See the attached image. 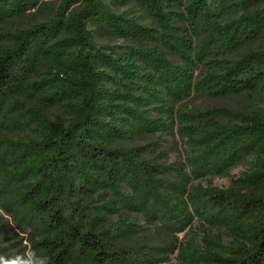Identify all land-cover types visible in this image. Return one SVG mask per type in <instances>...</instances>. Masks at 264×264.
<instances>
[{
  "label": "trees",
  "instance_id": "trees-1",
  "mask_svg": "<svg viewBox=\"0 0 264 264\" xmlns=\"http://www.w3.org/2000/svg\"><path fill=\"white\" fill-rule=\"evenodd\" d=\"M133 1L156 27L107 0H0V255L264 264V112L227 125L224 108L184 103L264 89V0ZM232 7L245 11L224 20ZM94 31L133 43L96 45ZM176 126L184 160L147 140Z\"/></svg>",
  "mask_w": 264,
  "mask_h": 264
},
{
  "label": "rangeland",
  "instance_id": "rangeland-1",
  "mask_svg": "<svg viewBox=\"0 0 264 264\" xmlns=\"http://www.w3.org/2000/svg\"><path fill=\"white\" fill-rule=\"evenodd\" d=\"M209 2L212 10H215L216 4L212 3L211 0ZM107 3L109 4L110 9L116 13L123 14L129 18H134L139 23L145 25L155 27L157 26L153 19L147 14L145 9L133 0H122L121 2L107 0ZM244 11L245 10L242 7H232L225 12L223 19L228 20L235 18ZM45 18V10H41L28 15L22 20L10 22L4 27V30L7 32L17 31L30 26L31 23L41 21ZM93 36L96 45L106 46L133 43L132 41L124 40L108 33H99L94 31ZM184 103L187 105V107H195L199 109L224 108L225 111L218 113L217 118L224 124L232 125L238 121L237 113L253 114L264 112V89L256 92H246L244 94L238 95L231 94L219 97L209 95H193ZM49 111L53 113H63V109L59 106L50 108ZM147 140L157 143V153L163 154L168 159L184 160L190 150V145L188 144L186 137L179 132L177 126L175 128V134L171 137L166 138V136L162 137L160 135H155L149 137ZM254 160L255 156L250 155L236 167L231 169L228 174L209 178L212 180L213 184L217 186H229L232 183L233 178L251 169ZM181 236H183V234H181ZM0 256H4L6 258H15L17 257V252L14 248H8L3 251Z\"/></svg>",
  "mask_w": 264,
  "mask_h": 264
},
{
  "label": "clouds",
  "instance_id": "clouds-1",
  "mask_svg": "<svg viewBox=\"0 0 264 264\" xmlns=\"http://www.w3.org/2000/svg\"><path fill=\"white\" fill-rule=\"evenodd\" d=\"M0 264H49V258L33 251L27 258L19 256L15 258H6L0 256Z\"/></svg>",
  "mask_w": 264,
  "mask_h": 264
}]
</instances>
